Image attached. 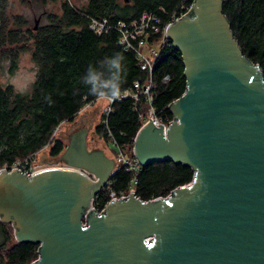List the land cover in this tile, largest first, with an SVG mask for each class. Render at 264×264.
<instances>
[{"label": "water", "instance_id": "obj_1", "mask_svg": "<svg viewBox=\"0 0 264 264\" xmlns=\"http://www.w3.org/2000/svg\"><path fill=\"white\" fill-rule=\"evenodd\" d=\"M186 15L167 31L188 81L169 107L175 121L165 133L145 122L133 148L142 165H190L192 184L163 211L131 192L81 223L115 168L83 135L73 136L79 148L73 141L61 158L34 165L64 166L31 179L0 170V219L18 242L40 245L31 264H264V78L232 35L222 0H194Z\"/></svg>", "mask_w": 264, "mask_h": 264}, {"label": "trees", "instance_id": "obj_2", "mask_svg": "<svg viewBox=\"0 0 264 264\" xmlns=\"http://www.w3.org/2000/svg\"><path fill=\"white\" fill-rule=\"evenodd\" d=\"M189 2L86 0L82 6H76L70 0H40L42 7L54 4L55 9L51 12L44 9L41 13L45 15L44 20L34 29L32 23L21 16H10L8 0H0V71L4 60H10L11 70L15 69L22 50L31 51L37 67L36 78L25 92L0 82V167H11L48 145L51 156L63 152L64 142L53 140L55 129L98 98L82 82L90 66L96 74L107 78L110 66L103 61L119 53L124 68L121 94L131 88L134 81L148 77V73L141 70L134 51L125 49L119 42V32L110 29L101 35L94 33L89 27V16L107 18L116 24L130 23L144 12H154L162 24H166ZM222 12L242 52L260 67L264 78V0H222ZM189 16L193 17L194 11ZM148 40L157 43L159 36ZM166 76L168 80L164 81ZM152 79L153 105L162 110L163 117H172L167 106L187 90L188 81L183 55L171 39L156 60ZM112 108L108 116L103 115L96 132L106 141H112L119 151L128 150L134 157V138L143 124L142 117L148 113L149 103L144 96L138 101L125 98L115 101ZM133 175V171L119 168L100 191L98 203L104 204L110 188L127 191ZM194 176V169L181 162L164 160L145 164L136 176L135 194L144 203L158 204L163 211L170 206L167 195L174 196L176 190L191 182ZM11 224L0 219V264L37 263L40 245L27 240L18 242Z\"/></svg>", "mask_w": 264, "mask_h": 264}, {"label": "built area", "instance_id": "obj_3", "mask_svg": "<svg viewBox=\"0 0 264 264\" xmlns=\"http://www.w3.org/2000/svg\"><path fill=\"white\" fill-rule=\"evenodd\" d=\"M193 2L194 0H190L189 3L183 4L181 6L180 11L175 12L171 17V19L166 24H162L161 18L154 12H144L139 19L133 20L130 23L125 21H120L116 24H113L110 23L107 18L97 19L91 16L88 17L90 29L98 35L107 33L110 29L117 30L120 34L119 42L124 46L125 49H131L132 51H134L141 70L146 71L148 73V77L146 79L139 78L138 80L134 81L133 86L129 89H126L122 94H120V97L118 99L115 100L106 99L107 103L103 107V115L108 116V114L112 112L113 103L117 100L132 98L135 101H138L141 98V96H144L146 97L149 103V108L147 115L145 117L141 116L143 118V124L147 121H150L153 124V126L156 128H158L161 125V128L165 133V127H169L170 124H172L175 121L174 114L172 117L169 116L163 117L162 110L157 109L153 105L154 94L152 90L154 89L155 85L152 79V72L155 67L156 60L158 59L161 53V50L167 45V42L169 40L167 34L168 27L172 23H174L178 18H182L185 16L192 7ZM155 35L159 36V41L157 43L149 42L148 38L153 37ZM145 47H147V51H145ZM166 80H168V76L164 78V81ZM170 106L171 105L167 106V110H169ZM169 111L172 113L171 110ZM42 150L43 149L37 151L31 157H29L24 161L15 163L11 167L8 166L0 167V170H6L8 172L18 171L21 174L28 177L29 179H31L35 174L39 172V170L41 171L48 167L47 165H40L38 167H34V165L30 164V160L34 159V156L37 155ZM133 155H134V148H133ZM121 167H125L127 170H131L134 172L133 178L130 181L129 189L127 191L124 190L116 191L112 188L108 189L107 198L104 204L100 205L98 203V195L100 191L109 184L111 177ZM141 168H142V164L137 160L135 156L133 157V159H129L120 150L119 153H117V164L115 165V168L110 173L109 178L105 182L104 186L98 191V193H96L90 199L89 207L82 214L81 223L87 222L88 220L87 213L92 208L96 212H100L105 208V206L109 202L121 197L129 196L131 192L135 194L134 185L137 180L136 176L141 170ZM92 179L95 181V177ZM192 182L193 180L185 185H182L181 187L191 185ZM169 196H171V193L167 195V197Z\"/></svg>", "mask_w": 264, "mask_h": 264}, {"label": "rangeland", "instance_id": "obj_4", "mask_svg": "<svg viewBox=\"0 0 264 264\" xmlns=\"http://www.w3.org/2000/svg\"><path fill=\"white\" fill-rule=\"evenodd\" d=\"M74 5L76 6H82L86 3V0H70ZM8 14L10 16H21L22 18L26 19L31 26L33 25V28L35 26L36 20H38V26L43 22L45 15H42L41 13L44 11V9L47 12H51L55 9L54 4H48L46 7H42L40 0H8ZM145 51H147V47H145ZM17 66L15 69L11 70V61L10 60H4L1 64L3 67L0 71V82L2 84H12L16 90L25 92L29 88H31V85L33 81L36 78L37 73V67L34 63V61L31 58V51L30 50H22L19 53L18 59L16 60ZM104 100V99H103ZM105 102L100 104H96L98 106H95L93 103L92 105H85L78 113V116H91V124L93 123H100L103 117V107L107 103V100H104ZM71 122L64 121L62 122L59 127H57L53 134V140H56L57 138H65V132L67 131V127H69ZM94 135V134H93ZM65 136V137H64ZM73 136L79 137V134H74ZM95 139L92 140V135L87 134L85 136V143L88 144L86 148L90 151L93 149H99L102 150L104 148H107L110 150L109 153H111V156L114 159L115 165L117 164V153H119V149L115 146V144L112 141H106L103 139L99 134L94 135ZM68 137V136H67ZM84 139V138H83ZM49 145L44 147V149L39 152L37 155L34 156V159L30 160V164L35 165L38 164L39 161L42 158H57L59 156H51L49 154ZM122 151V150H121ZM117 152V153H116ZM129 159H133L131 157V154L126 151H122ZM133 153V150H132ZM21 161V160H20ZM63 163H45L43 165H47V168L50 167H56V166H64L61 165ZM12 225V224H11ZM16 238V237H15ZM17 240V239H16Z\"/></svg>", "mask_w": 264, "mask_h": 264}, {"label": "clouds", "instance_id": "obj_5", "mask_svg": "<svg viewBox=\"0 0 264 264\" xmlns=\"http://www.w3.org/2000/svg\"><path fill=\"white\" fill-rule=\"evenodd\" d=\"M123 57L116 53L111 58H105L103 62H107L110 66L109 76L102 78L96 74L93 67H89L86 74L82 78V82L89 87L90 92L99 98L115 100L120 97L123 68ZM102 62V63H103Z\"/></svg>", "mask_w": 264, "mask_h": 264}, {"label": "flooded vegetation", "instance_id": "obj_6", "mask_svg": "<svg viewBox=\"0 0 264 264\" xmlns=\"http://www.w3.org/2000/svg\"><path fill=\"white\" fill-rule=\"evenodd\" d=\"M91 120V116H87V117H84V116H78L77 114L76 115H74L73 117H72V119L71 120H69L68 122H71V124H73V126L72 127H74L75 125H77L76 127H79L78 129L77 128H75V129H77V130H79V129H86L87 131H88V135H89V137H90V135H92V140H94L95 139V136L94 135H96L97 136V129L99 128V124L101 123H93V124H91L92 122L90 121ZM71 131V132H70ZM70 131H66L65 132V138H57L56 140H62L63 142H64V150H63V152L60 154V158H61V156L62 155H64V153H66V151L69 149V144H71V142H75V144H76V146H78V148H79V146H80V143L79 142H77V141H75V138H73V133H74V130H70ZM94 134V135H93ZM68 136V137H67ZM64 139H65V141H64ZM85 141H86V139H85ZM86 144V143H85ZM88 144H86V146H87ZM88 147V146H87ZM89 149V148H88ZM54 157V156H53Z\"/></svg>", "mask_w": 264, "mask_h": 264}, {"label": "crops", "instance_id": "obj_7", "mask_svg": "<svg viewBox=\"0 0 264 264\" xmlns=\"http://www.w3.org/2000/svg\"><path fill=\"white\" fill-rule=\"evenodd\" d=\"M104 100H103V98L98 97L96 100H94V101H92L86 105H92L94 103L95 106H98L99 103L100 104L104 103L105 102ZM96 104H98V105H96ZM72 126H73V124L70 123L69 127H67L68 128L67 130L68 131L74 130V134L83 135V138L88 134V131L86 129L82 128V129L77 130L79 128V127H76L77 125H75L74 127H72ZM75 128H77V129H75ZM74 137L76 138L77 136H74ZM64 141H65V139H64ZM88 151L91 152L89 149H88ZM102 152H103V157L110 160V161H113L114 165H112V166L115 167L114 159H112L113 157L111 156V153H109L110 150H108L107 148H104V149H102ZM61 165H65V164H61Z\"/></svg>", "mask_w": 264, "mask_h": 264}, {"label": "bare ground", "instance_id": "obj_8", "mask_svg": "<svg viewBox=\"0 0 264 264\" xmlns=\"http://www.w3.org/2000/svg\"><path fill=\"white\" fill-rule=\"evenodd\" d=\"M46 169H50V168H46ZM46 169H44V170H46ZM41 171H43V170H41ZM39 172H40V170H39Z\"/></svg>", "mask_w": 264, "mask_h": 264}]
</instances>
